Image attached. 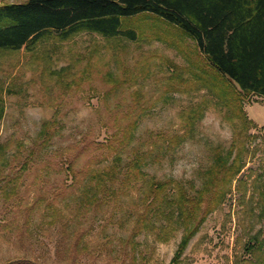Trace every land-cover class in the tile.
I'll use <instances>...</instances> for the list:
<instances>
[{
    "label": "rangeland",
    "instance_id": "rangeland-1",
    "mask_svg": "<svg viewBox=\"0 0 264 264\" xmlns=\"http://www.w3.org/2000/svg\"><path fill=\"white\" fill-rule=\"evenodd\" d=\"M128 22L135 41L0 51V264H264V98L241 93L247 139L196 78L193 39ZM238 137L245 167L218 205L200 193Z\"/></svg>",
    "mask_w": 264,
    "mask_h": 264
},
{
    "label": "trees",
    "instance_id": "trees-1",
    "mask_svg": "<svg viewBox=\"0 0 264 264\" xmlns=\"http://www.w3.org/2000/svg\"><path fill=\"white\" fill-rule=\"evenodd\" d=\"M148 15L174 26L195 41L201 57L199 68L205 64L203 72L210 74L207 84L201 78L203 72L196 74V78L207 85V91L216 98L229 119L239 123L238 134L243 136L246 132L247 139L250 138L248 133L254 124L243 111L242 94L264 98V0H27L3 3L0 4V51L24 48L32 51L49 37L67 41L82 32L135 41L137 33L128 28V21ZM245 140L238 137L226 154L217 155L211 169L214 179L205 183L200 195L204 197L205 192L214 191L216 203L222 204L235 177L245 167ZM166 189L165 185L154 183L151 188L154 199H160ZM183 195L179 196L177 204H174L176 199L166 200L174 204L181 215L186 202ZM191 203L195 209L192 214H195L198 204ZM12 264L33 263L20 260Z\"/></svg>",
    "mask_w": 264,
    "mask_h": 264
}]
</instances>
